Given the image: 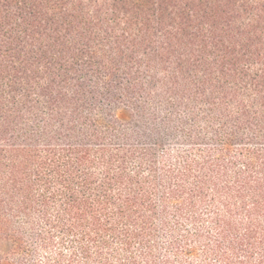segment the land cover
Here are the masks:
<instances>
[{
  "label": "trees",
  "instance_id": "1",
  "mask_svg": "<svg viewBox=\"0 0 264 264\" xmlns=\"http://www.w3.org/2000/svg\"><path fill=\"white\" fill-rule=\"evenodd\" d=\"M0 264H264V0H0Z\"/></svg>",
  "mask_w": 264,
  "mask_h": 264
}]
</instances>
